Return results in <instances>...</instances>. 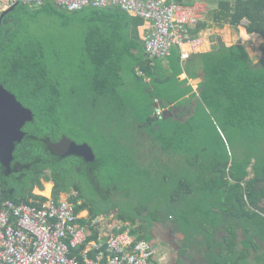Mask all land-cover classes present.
I'll return each mask as SVG.
<instances>
[{
	"label": "trees",
	"instance_id": "1",
	"mask_svg": "<svg viewBox=\"0 0 264 264\" xmlns=\"http://www.w3.org/2000/svg\"><path fill=\"white\" fill-rule=\"evenodd\" d=\"M210 4L212 22L246 19L247 31L264 37V0ZM43 14L80 22L77 40L34 31ZM144 22L117 6L70 12L53 0L19 3L4 16L0 83L34 118L16 143L13 173L0 163L2 197L28 201L51 180L55 198L78 192L72 200L89 211L81 220L88 241L103 233L93 221L116 210L122 225L111 234L130 226L153 242V225L166 224L188 259L193 251L203 264H264V60L223 43L185 61L177 47L150 58ZM208 24L190 29L192 37ZM67 140L89 144L95 158L59 154L55 146Z\"/></svg>",
	"mask_w": 264,
	"mask_h": 264
},
{
	"label": "built area",
	"instance_id": "2",
	"mask_svg": "<svg viewBox=\"0 0 264 264\" xmlns=\"http://www.w3.org/2000/svg\"><path fill=\"white\" fill-rule=\"evenodd\" d=\"M46 1L0 0V17L16 4L38 7ZM53 1L69 11L117 6L152 21L153 29L145 36L150 58H167L177 47L185 61L198 51L200 40L192 37L190 29L198 25L200 10L183 0ZM77 196L78 192L70 191L65 197L30 196L28 201H15L4 199L0 188V264H151L153 243L137 238L130 227L88 241V226L81 222L87 216L76 210L72 200Z\"/></svg>",
	"mask_w": 264,
	"mask_h": 264
},
{
	"label": "rangeland",
	"instance_id": "3",
	"mask_svg": "<svg viewBox=\"0 0 264 264\" xmlns=\"http://www.w3.org/2000/svg\"><path fill=\"white\" fill-rule=\"evenodd\" d=\"M196 1L198 3L197 5L200 6L199 10L203 11V18L209 20V10L212 9V4H210L211 0H196ZM247 23L248 21L244 19V21L239 27H234L229 23H226L222 27L211 26L209 30L206 29L205 31L206 32L209 31L210 33H214V34H221L223 41L230 45L238 44V43L244 44L247 47L252 60L255 63H260L262 60H264V37L260 33H256V32L249 33L246 29ZM32 29H34V31L37 30V32H41L43 34H48L53 37L57 36L58 38L68 39L70 40V42L71 41L73 42L77 40L78 36L81 33V23L76 21L66 26V24L63 23V19L60 18L59 16L43 14L39 17L37 23L34 25ZM192 108H193L192 105L189 104L188 107H186L185 112L184 113L179 112L178 115L181 117L190 114ZM11 181L17 183L14 180ZM51 183L53 182L51 181L45 182L46 185L45 187L47 188L46 193L49 192L52 185ZM88 212H89L88 210H83L81 211V215L87 216ZM116 212L117 211L115 210L112 213H109L105 216H101L95 219V221L100 224V226L102 227V232H104L105 234H111L112 228L120 227V225H122V222H120L114 217V214ZM164 225L165 224L161 225L162 227L161 229H164V234H166V236L172 239L173 247L171 248V250L176 251L178 249L176 244L179 241V236L175 235L176 232L171 227H169L168 225H166L167 227H165ZM150 237L154 241L153 235H151ZM181 257H186V256L185 254L184 255L181 254ZM199 257L201 258V256ZM201 259H199V262L202 261ZM180 261L182 262L183 260L181 259ZM249 261L252 264H257L256 262L253 261V258L251 257L249 258Z\"/></svg>",
	"mask_w": 264,
	"mask_h": 264
},
{
	"label": "crops",
	"instance_id": "4",
	"mask_svg": "<svg viewBox=\"0 0 264 264\" xmlns=\"http://www.w3.org/2000/svg\"><path fill=\"white\" fill-rule=\"evenodd\" d=\"M197 4L198 3L196 1L194 3V5L197 6L198 8H200V6L197 5ZM110 7H112V6H110ZM200 21H209V24L207 25V27L203 28L199 32L197 37H195V38L199 39L200 42H199L198 49H196L198 51H196L194 53L209 52L211 50H214V47H216V46H218V45H220L222 43L225 44L226 46H232L233 45V44L230 45L228 43H225L223 41V38H222L221 34H214V33H210L209 31H207V32L205 31L206 29L209 30V28L211 26L222 27V25H219L218 23H215V22H212L211 20H207V19L203 18V11H200ZM212 24H214V25H212ZM152 25H153L152 21L145 20L144 24L140 27V34H141L142 37L145 38L147 33L150 31L149 29H150V27ZM238 44H242V43H238ZM188 49L192 50L189 46H188ZM246 49H247V47H246ZM187 77H188V75H187L186 72H183L180 75V79H184V78H187ZM200 82H201V78L200 77H197L195 79H190V83L193 85V87L195 89L198 87ZM45 182H49V181L43 180V187L36 186V189L35 188L33 189V192H32L33 195H31V196H35V197L41 198V199H45V198H48L50 196L54 197L53 196L54 182L51 181L53 183H51L52 185H51V188H50L48 193H46L47 188L45 187L46 186ZM73 191H75V190H73ZM66 192L68 193L70 191L61 192L57 198L61 197V195H62V197H65ZM34 193H38V196H36ZM88 215H89V212H88L87 216ZM161 225H163V224H154L153 227H152V232H153L152 235H153V238H154V241L153 240L152 241H153L155 253H154L153 257H152L151 264H203V263H199L198 261L195 260V258L193 256V251H189V255H191L189 257V259H187L186 257H181V248H182L181 247L182 246L181 245V240L178 241L177 244H176L178 249L176 251H172L171 250V248L173 247L172 246V243H173L172 239H170L168 236H166V234H164V229H161L162 228ZM164 226L167 227L166 224ZM181 259L183 260L182 262L180 261Z\"/></svg>",
	"mask_w": 264,
	"mask_h": 264
},
{
	"label": "water",
	"instance_id": "5",
	"mask_svg": "<svg viewBox=\"0 0 264 264\" xmlns=\"http://www.w3.org/2000/svg\"><path fill=\"white\" fill-rule=\"evenodd\" d=\"M12 8L6 10L0 17V26L4 16ZM13 106L24 112L25 119L23 122L15 121L12 118L9 110ZM33 118V111L29 107H26L14 93L0 83V162L5 167L7 173L12 171L11 163L13 161L16 143L20 142L26 134L23 128ZM69 148L71 149L69 150L70 154L83 156L86 160H93L95 158L92 147L87 143L78 144L75 141L67 140V149Z\"/></svg>",
	"mask_w": 264,
	"mask_h": 264
},
{
	"label": "snow or ice",
	"instance_id": "6",
	"mask_svg": "<svg viewBox=\"0 0 264 264\" xmlns=\"http://www.w3.org/2000/svg\"><path fill=\"white\" fill-rule=\"evenodd\" d=\"M9 111L11 112L12 118L15 121L23 122V120L25 119L24 112L21 109L13 106ZM66 147H67L66 144H59V145L55 146V150L56 151H63ZM68 150H71V149L69 148Z\"/></svg>",
	"mask_w": 264,
	"mask_h": 264
},
{
	"label": "flooded vegetation",
	"instance_id": "7",
	"mask_svg": "<svg viewBox=\"0 0 264 264\" xmlns=\"http://www.w3.org/2000/svg\"><path fill=\"white\" fill-rule=\"evenodd\" d=\"M59 144H66L67 145V141L64 143V142H62V141H60L57 145H59ZM59 154H61V155H67V154H70V152H69V150L67 149V147L63 150V151H57ZM77 156H80V155H77ZM80 157H83V156H80ZM3 166V165H2ZM4 167V166H3ZM6 170V169H5ZM11 172L10 173H7L8 175H11L12 173H13V168H12V164H11ZM17 170L18 171H21V167L20 166H18V168H17ZM7 172V171H6ZM35 189H36V187H35ZM154 253H155V250H154ZM199 262V261H198Z\"/></svg>",
	"mask_w": 264,
	"mask_h": 264
}]
</instances>
